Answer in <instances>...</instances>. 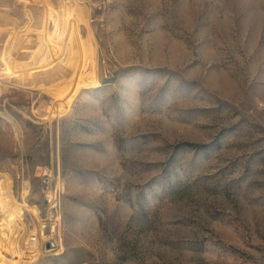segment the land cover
Segmentation results:
<instances>
[{"label":"rangeland","instance_id":"1","mask_svg":"<svg viewBox=\"0 0 264 264\" xmlns=\"http://www.w3.org/2000/svg\"><path fill=\"white\" fill-rule=\"evenodd\" d=\"M75 1L98 85L42 123L48 96L0 83L24 224L59 202L36 264H264V0Z\"/></svg>","mask_w":264,"mask_h":264},{"label":"bare ground","instance_id":"2","mask_svg":"<svg viewBox=\"0 0 264 264\" xmlns=\"http://www.w3.org/2000/svg\"><path fill=\"white\" fill-rule=\"evenodd\" d=\"M88 21L87 8L75 0H41L36 4L0 0V83L27 85L48 96L50 107L42 123L68 115L80 91L98 85L96 70L88 63L94 50ZM3 91L0 85V93ZM18 145L22 148L21 141ZM13 188L12 177L0 173V264H36L50 253L60 254L59 228L56 248L45 251L44 242L51 235L41 228L38 209L30 207L36 224L25 225V205L15 199ZM56 190H63L60 181ZM29 195V183L24 181L22 200ZM31 236L36 237L32 244Z\"/></svg>","mask_w":264,"mask_h":264},{"label":"built area","instance_id":"3","mask_svg":"<svg viewBox=\"0 0 264 264\" xmlns=\"http://www.w3.org/2000/svg\"><path fill=\"white\" fill-rule=\"evenodd\" d=\"M58 200H49L47 201V205L49 206L48 210H49V215L46 218H43L42 222H44V224L41 225V228H45L48 230V233L51 235L48 237L47 241L44 243L43 245V249L44 250H54L56 247L54 246L56 244L57 241V231L60 225V221L57 220V218L59 217L58 210H59V202ZM36 237L35 236H31L29 238V243L32 244L33 242H35ZM46 245L49 246L48 249H46Z\"/></svg>","mask_w":264,"mask_h":264},{"label":"water","instance_id":"4","mask_svg":"<svg viewBox=\"0 0 264 264\" xmlns=\"http://www.w3.org/2000/svg\"><path fill=\"white\" fill-rule=\"evenodd\" d=\"M49 248V246L48 245H46V249H48Z\"/></svg>","mask_w":264,"mask_h":264}]
</instances>
